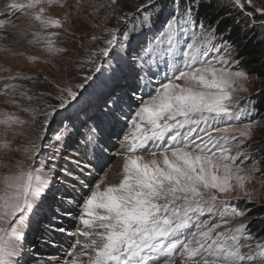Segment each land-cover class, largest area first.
Listing matches in <instances>:
<instances>
[{"label":"snow or ice","instance_id":"1","mask_svg":"<svg viewBox=\"0 0 264 264\" xmlns=\"http://www.w3.org/2000/svg\"><path fill=\"white\" fill-rule=\"evenodd\" d=\"M55 2L12 0L8 5L11 10H31V20L39 25V31L30 32L32 25H29L20 36L30 34L29 43H41L51 55L67 52L57 47L59 33L50 29H62L69 14L62 21L46 15L47 9L43 6ZM232 3L253 22L256 13L264 16V8L256 7L254 0H232ZM116 4L117 0H89L92 9L89 16L101 11L114 12ZM247 7L253 10L248 12ZM189 11L186 9L183 16H172L166 23L159 53L165 74L158 86L149 87L146 83L143 87L149 90L139 97L132 91L131 102L137 103V107L131 115L130 131L124 134L121 151L117 154L120 163L115 165L119 170L114 173V179L109 181L105 173L94 185H84L89 194L82 198L79 214L82 228L78 235L83 239H77L73 245L70 255L76 258L72 264H160V261L174 264L177 250L184 257V264H264V242L250 243L254 238L245 235L246 225L230 226L233 219L246 214L229 206L233 199L231 194L238 192L251 201L252 192L246 188V183L261 173L256 163L245 168L238 162V157L248 158L247 153H242L241 145L245 138L251 137L256 123L250 121L237 128L231 122L239 119L233 111L239 101L235 85L247 79V74L228 67L227 46L221 48L214 44L216 33L207 31L203 24L193 25L187 16ZM109 18L104 17L105 21ZM242 22L237 20L238 24ZM261 25L264 26V21ZM189 27L198 30L187 35ZM105 31L110 38L104 39L103 47L90 52L88 63L93 67L81 77V82L55 85L58 95L54 98L58 103L47 105L50 111L41 113L45 127L50 126L60 110H68L79 102L83 90L105 67V61H109L111 68L110 60H115L119 66L124 59L117 51L118 28L105 27ZM124 38L127 40V34ZM101 57L104 60H100ZM29 59L35 61L36 57ZM4 79L17 81L31 77L17 73ZM22 87L5 83L4 94L13 95L6 103L35 118L37 109L30 104L22 105L15 98L32 100L27 89L17 91ZM240 87L247 91L243 85ZM105 104L113 117L128 115L118 93L110 95ZM221 122L224 127L217 126ZM28 123L15 113H0L3 128L0 136L5 137L0 140V153L21 150L14 149L12 141L6 137L9 132L14 137L20 135L16 129ZM97 127H89V143L97 141ZM74 131L58 130L56 140L59 142ZM36 139L41 137L38 135ZM38 148L35 141L24 146L26 159L30 160ZM144 152L148 155L141 154ZM95 160L96 166L104 171L108 161L102 151L96 153ZM88 163L91 165L92 161ZM112 167L109 165L110 170ZM65 172L71 175L67 169ZM51 174L52 169L43 172L17 161L14 169L0 176V264H21L19 258L25 255L21 244L26 235L25 214L42 200ZM217 214L219 222L199 219ZM194 219L196 231L181 240ZM52 230L57 229L53 226ZM58 230L64 231L63 228Z\"/></svg>","mask_w":264,"mask_h":264},{"label":"rangeland","instance_id":"2","mask_svg":"<svg viewBox=\"0 0 264 264\" xmlns=\"http://www.w3.org/2000/svg\"><path fill=\"white\" fill-rule=\"evenodd\" d=\"M209 0H117L116 11L105 12L89 16L92 9L89 0H79V11H77V0H56L52 5H43L46 15L58 17L62 21L66 14L69 19L64 22L62 29H50L59 33L56 39L57 47L67 49L66 53L51 55L45 51L41 43L30 44L32 36L29 34L21 38L23 29L32 25L31 31H39V25L31 20V10H11L8 5L12 0H0V113L5 111L15 113L29 123L16 130L20 135L13 136L9 132L6 139L12 141V147H19L20 151H12L7 154L0 153V176L8 174L14 169L15 162L24 161L34 168L48 172L49 187L43 194L38 206L30 209L24 218L25 239L21 242L22 255L19 259L21 264H72L70 253L77 239H83L78 235L82 228L79 214L82 208V198L89 194L84 185H94L110 169L109 165L120 163L117 155L121 151L123 136L130 131V119L134 114L137 103L131 102L132 91L136 97L146 93L149 89L143 87L146 83L149 87L158 86L165 74V66L160 59L161 37L166 31L167 21L174 15L183 16L191 4ZM26 2V0H17ZM256 7L264 8V0H254ZM214 5L223 6L228 20L242 30V36H257L260 40L261 61L264 60V16L256 13L255 21L246 17L234 6L232 0H214ZM253 9L247 7L246 11ZM110 16L107 21L104 17ZM124 19H120V17ZM188 19L193 25H199L193 19ZM242 20V23H237ZM219 20L213 23L203 24L207 31L216 33L213 43L229 50L230 67L233 71H244L247 79L238 81L235 93L239 97L238 104L233 109L239 119H232V124L241 128L245 123L254 122L256 127L252 130L250 138H245L241 145L242 153H247V159L238 157L242 166L249 168L253 163L259 165L261 173L256 174L251 182L246 183V188L252 192V200L238 192H233V199L229 206H235L245 211L243 217H236L231 221V227L236 228L241 224L246 225L250 220L264 217V109L254 104H264V71L253 73L251 71L239 70L240 65L238 50L229 43L224 33H219ZM184 21L181 20V24ZM105 27L118 28L119 46L117 51L124 57L119 66L115 60L105 61V67L101 73L96 74L95 79L83 90L79 102L68 110H62L52 120L50 126H44L42 112L50 111L47 105H55L58 101L55 96L58 92L56 84L64 86L66 82L73 84L81 82V77L90 71L93 65L88 63L91 51L104 46V39H108L109 33ZM198 28L189 27L187 35ZM127 34V40L124 38ZM102 37L93 40L92 37ZM7 49V51L3 50ZM215 52L213 51L212 55ZM29 57H36L33 61ZM210 58V57H209ZM95 59V58H94ZM100 60H104L103 57ZM99 62V61H98ZM82 66V67H81ZM112 69H117L115 72ZM22 74L31 79L9 81L4 79L9 75ZM155 74V75H153ZM5 83H17L23 87L17 91L28 90L32 100L19 99L22 105H31L37 109V115L20 111L19 108L7 100L13 95L8 92L4 94ZM139 85V86H137ZM241 85L247 91L241 89ZM113 93H118L124 101V110L128 115L119 114L118 118L108 114V105L105 101ZM51 94V95H49ZM147 98V97H145ZM131 104V107H129ZM227 119V118H226ZM95 143L87 141L90 126H97ZM217 126L224 127L221 122ZM72 135L64 136L59 142L56 140L58 130L73 132ZM3 128L0 127V132ZM41 139L37 140L36 137ZM5 137L0 136V140ZM31 141L39 145L38 151L32 154V158L26 159L23 147ZM103 153L108 161L104 171L96 166L95 155ZM147 156V152L141 153ZM92 161L89 165L88 161ZM65 169L71 173L68 175ZM119 169L117 168L116 172ZM239 196V198H237ZM220 205H217L219 209ZM200 221L219 222V216H201ZM55 226L57 229L53 231ZM63 228L64 231L58 229ZM247 229V225H246ZM196 231L195 219L193 225L184 230V235L189 236ZM251 235L254 239L250 241L253 245L264 242V237L251 234L248 229L245 235ZM159 259V258H157ZM174 264H184V257L177 250L173 257ZM160 264H164L160 261Z\"/></svg>","mask_w":264,"mask_h":264},{"label":"trees","instance_id":"3","mask_svg":"<svg viewBox=\"0 0 264 264\" xmlns=\"http://www.w3.org/2000/svg\"><path fill=\"white\" fill-rule=\"evenodd\" d=\"M189 18L197 23H213L219 20V33H224L229 43L234 45L238 50V58H240L239 70L251 71L253 73H261L264 71V60L261 61L260 49L261 42L257 36H242V30L234 25L223 16L225 9L223 6L214 5V0L200 1L189 6ZM258 108L264 109V104L256 102L254 104ZM248 231L257 236L264 237V217H257L246 223Z\"/></svg>","mask_w":264,"mask_h":264},{"label":"bare ground","instance_id":"4","mask_svg":"<svg viewBox=\"0 0 264 264\" xmlns=\"http://www.w3.org/2000/svg\"><path fill=\"white\" fill-rule=\"evenodd\" d=\"M114 167H112L111 168V170L107 173V179L109 180V181H112L113 179H114V173L116 172V170H117V168L115 167V165H116V163H113L112 164ZM117 165H118V163H117ZM109 168V167H108ZM104 176V175H103ZM102 176V177H103ZM98 181V180H97ZM96 181V182H97Z\"/></svg>","mask_w":264,"mask_h":264},{"label":"water","instance_id":"5","mask_svg":"<svg viewBox=\"0 0 264 264\" xmlns=\"http://www.w3.org/2000/svg\"><path fill=\"white\" fill-rule=\"evenodd\" d=\"M62 110L59 111V113L61 112Z\"/></svg>","mask_w":264,"mask_h":264}]
</instances>
